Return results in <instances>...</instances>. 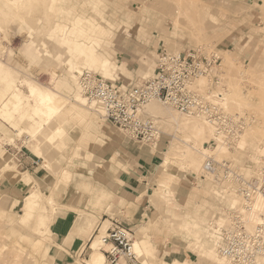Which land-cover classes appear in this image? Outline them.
Here are the masks:
<instances>
[{"label":"rangeland","instance_id":"1","mask_svg":"<svg viewBox=\"0 0 264 264\" xmlns=\"http://www.w3.org/2000/svg\"><path fill=\"white\" fill-rule=\"evenodd\" d=\"M192 48L221 56L214 73L196 84L203 93H229L230 108L223 104L238 125L234 138L204 139L210 149L198 154V162L182 152L185 136L172 116L203 119L161 101L150 103L145 112L163 134L148 145L106 122L97 105L77 97L81 93L74 78L81 70L128 86L153 76L160 51ZM54 96L60 109L50 117L46 104ZM234 96L240 97L242 110L234 107ZM262 103L264 0H0V264H86L101 227L93 247L104 253L100 237L115 222L130 229L134 241L147 240L142 250L135 243L144 264H227L215 251L214 230L226 224L230 212L241 210L244 200L234 181L222 171L220 177L207 171L205 162L213 155L252 175L264 155L257 158L264 148ZM110 128L136 145L157 147L162 155L145 195L149 203L137 217L93 190L101 166L93 146L99 149ZM176 146L182 150L173 155ZM168 155L178 161L170 170L163 164ZM28 156L36 160L32 180L47 209L22 221L24 199L31 191L25 202L30 209L39 195L29 188L14 195L10 184L14 174L23 175L22 161ZM46 195L53 197L57 214H51L52 198ZM40 215L49 218L47 223L41 224ZM87 223L88 239L68 249ZM259 262L264 264V257Z\"/></svg>","mask_w":264,"mask_h":264},{"label":"built area","instance_id":"2","mask_svg":"<svg viewBox=\"0 0 264 264\" xmlns=\"http://www.w3.org/2000/svg\"><path fill=\"white\" fill-rule=\"evenodd\" d=\"M221 62V56L205 55L196 48L176 53L162 50L153 76L141 83L125 86L87 69L78 72L77 81L86 100L99 107L106 122L139 142L155 145L163 134L159 123L145 112V106L152 100L161 101L182 114L203 115L216 124L218 135L227 140L237 135L238 125L223 104L216 101L219 91L212 89L203 93L194 85L196 79L210 77ZM259 161L250 176L234 169L227 161H217L213 155L205 162L207 171L218 177L222 171L225 179L235 182L248 212L233 210L226 224L217 229L218 249L232 264H256L264 255V214H260L261 220L254 223L253 229L249 227V213L257 198L264 196V156ZM102 240L106 264H142L134 250L133 232L127 227L113 223Z\"/></svg>","mask_w":264,"mask_h":264},{"label":"crops","instance_id":"3","mask_svg":"<svg viewBox=\"0 0 264 264\" xmlns=\"http://www.w3.org/2000/svg\"><path fill=\"white\" fill-rule=\"evenodd\" d=\"M101 140L103 143H101L99 149L96 150V146H93V149L96 151L95 160L99 162V166L101 165L95 175L99 182L96 184V187L94 186L95 189L93 190H96V193L103 192L102 194L108 198L107 201L113 203V205L115 204L122 211H127L130 216L137 217L140 214V210L149 203L145 195L149 193L151 188L150 180L158 172L162 160L161 152L157 147L156 151H154V149L145 144L136 145L137 143L123 136L121 133L111 130V128L105 131L104 135L101 136ZM35 162L34 157H24L22 161V169H24V172L21 173L23 175L17 176L14 174L15 181H11L10 184V192L13 191L14 195L23 194L28 188L30 190H36L39 195L35 199L36 203L30 206V209L25 206V202L31 191L24 199L21 210L22 221L30 220L39 209H47L44 204L43 192L34 186L32 180V178L36 180L35 177L37 176V171L34 169L36 168ZM27 171L30 173L26 174ZM46 197L52 198V202L48 201L53 208V211L51 209V214H57L53 197L50 195H46ZM47 218V216L40 215L41 224L47 223ZM97 237L98 234L91 244L92 253L86 264H92V256L96 251L93 245H95ZM87 239L88 223L83 226L81 235L72 239L71 245L67 246V248L74 250ZM146 241L141 239L136 240L135 243L142 250V243ZM99 249L101 250V248ZM103 255L105 254L103 253Z\"/></svg>","mask_w":264,"mask_h":264},{"label":"bare ground","instance_id":"4","mask_svg":"<svg viewBox=\"0 0 264 264\" xmlns=\"http://www.w3.org/2000/svg\"><path fill=\"white\" fill-rule=\"evenodd\" d=\"M44 6V5H43ZM106 63H107V61H106ZM70 65V64H69ZM71 67V66H70ZM80 72V71H79ZM74 74V73H73ZM72 74V75H73ZM241 77H244V75L243 76H241ZM201 78V77H200ZM70 79V78H69ZM199 79V78H198ZM246 79V78H245ZM71 80V79H70ZM74 80H75V84H76V86H77V88L79 89V91H80V93H81V95L80 94H78L77 93V97H79L80 99H84L85 101H86V98L84 97V95L82 94V92H81V89H80V86H79V84H78V81H77V76L75 75V78H74ZM197 80V79H196ZM196 80H195V82H194V85H195V87L196 88H198L199 90H200V88H199V86L196 84ZM237 87V86H236ZM215 91V90H214ZM224 92H219L218 94H219V96L220 97H218V98H216V101L217 102H219L220 104H225V102L226 101H228V99H226L225 100V95L226 94H223ZM229 94V93H228ZM227 94V95H228ZM226 95V96H227ZM55 97V96H54ZM211 97V96H210ZM228 97V96H227ZM232 98V97H231ZM240 97H236V96H234L231 100H232V103L235 105L234 107L236 108H239L240 110H242V106H243V103L241 102V100L239 99ZM224 100H225V102H224ZM230 100V99H229ZM57 101H59L58 100V98L57 97H55V98H49L48 100H47V104H46V106H47V110H46V112L48 113V115L51 117V116H53L52 114L53 113H55V112H57L58 111V109H60V108H58V104H57ZM155 101H158V100H152L151 102H149L147 105H149L150 103H153V102H155ZM231 102V101H230ZM66 103V102H65ZM226 103H228V102H226ZM224 104H223V106H224ZM231 104V103H230ZM262 104H264V103H262ZM261 104V105H262ZM146 105V106H147ZM145 106V107H146ZM227 107H229L230 108V105H229V103H228V105L226 106V108ZM167 108H171V109H174V108H172V107H170V106H167ZM224 108H225V106H224ZM228 108V109H229ZM233 108V107H232ZM234 108V109H235ZM150 109H152V111L153 112H155V113H160V111H156V109L155 108H153V106H150ZM174 110H176V109H174ZM230 111L229 112H231V109H229ZM75 111V110H74ZM263 111H264V109H263ZM262 111V112H263ZM232 112H234V111H232ZM84 114V113H83ZM241 114V113H240ZM263 114V119H264V113H262ZM175 115V114H174ZM174 115L172 116V118H173V121H175L176 123H177V129H178V131L180 132H182V133H184V139H185V142H182V144H183V146H185V144H186V147L187 148H185L186 150L184 151H182L183 153H188V157L191 159V161L194 163V162H198V154L200 153V154H202V155H204V154H206V152L210 149V147L209 146H207L206 144H205V142H203L204 141V139H207V137L208 136H214V137H216V135H217V137L218 136H220V135H218V129H217V127H216V124H214L213 122H210L209 120H207L203 115H200V114H185V115H187V116H191V117H198V118H200V119H203L204 120V122L202 121V120H196V118H194V119H181V121L180 120H177V115H175V117H174ZM156 122H157V120L153 117V116H151ZM215 125V126H214ZM262 135V134H261ZM183 136V135H182ZM222 138V137H221ZM263 138V137H262ZM223 139V138H222ZM221 139V140H222ZM208 140V142H209V139H207ZM207 140H205V141H207ZM220 140V141H221ZM184 141V140H183ZM217 141H218V138H217ZM221 142H223V141H221ZM220 142V143H221ZM185 143V144H184ZM219 143V144H220ZM181 144V145H182ZM218 144V145H219ZM257 145H259V144H257ZM222 146H224V145H222V144H220L219 145V147L220 148H223ZM179 147H180V145H179ZM176 148L178 149V150H176V152H175V154H173V155H176V154H178V153H181L180 151L182 150V149H179L177 146H176ZM258 148H260V147H258ZM254 150V149H253ZM256 150H257V148H256ZM258 154H259V156L257 157V158H260L263 154H264V148H261V149H258ZM257 154V153H256ZM256 156V155H255ZM264 156V155H263ZM202 157V156H201ZM200 157V158H201ZM254 157V156H253ZM165 159L163 160V164H164V167L167 169V170H170V169H172L173 167H174V165L176 164V163H178V161H176V158H174V157H172V156H170V155H168V156H166V157H164ZM200 158H199V160H200ZM234 190L240 195V193L237 191V188H236V186L234 187ZM231 205L232 206H235V204H234V201L232 200V203H231ZM240 211H244L245 212V214H247L248 212L244 209V206H242L241 207V210ZM250 215H249V217H250V229L252 228L253 229V226H254V223L255 222H257L258 220H261V217H260V214H264V196H259L258 198H257V200H256V202H255V205H254V209H253V211H252V213H249ZM219 227H220V225H219ZM104 228V227H103ZM102 228V232L104 231V229ZM105 233H107V231L105 232ZM214 233H216L217 234V229H215L214 230ZM102 234V233H101ZM98 236H100V233H98ZM102 238L103 237H100V242H102L103 243V240H102ZM134 250H135V252L137 253V255L138 256H141L137 251H136V249H135V241H134ZM215 251H216V253L219 255V256H221L226 262H227V264H232V262H231V259H229V258H227V257H225L223 254H221L220 253V251H219V249H218V241H217V243L215 244ZM104 257H105V255H103V253L102 252H100V251H95L94 253H93V256H92V264H104L105 262H103L104 261ZM261 257H264V255L263 256H261ZM260 257V258H261ZM259 258V259H260ZM258 259V260H259ZM105 260H106V257H105ZM103 262V263H102ZM258 262V261H257ZM142 264H144L143 262H142ZM257 264V263H256ZM259 264H260V262H259Z\"/></svg>","mask_w":264,"mask_h":264}]
</instances>
